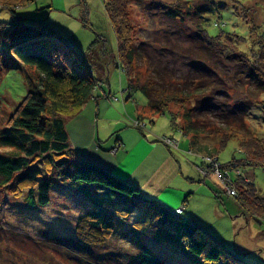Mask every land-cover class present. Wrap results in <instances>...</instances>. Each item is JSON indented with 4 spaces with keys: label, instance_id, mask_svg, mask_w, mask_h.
<instances>
[{
    "label": "rangeland",
    "instance_id": "obj_1",
    "mask_svg": "<svg viewBox=\"0 0 264 264\" xmlns=\"http://www.w3.org/2000/svg\"><path fill=\"white\" fill-rule=\"evenodd\" d=\"M105 1L108 3L111 0ZM210 1L214 7L205 14L206 17L199 18V21L192 17L182 21L169 17L167 11L176 8L185 17L189 4L197 5L206 0H125L131 36L136 41L148 44L170 41L187 47L197 43L192 38L196 35L194 30L203 25L210 36L217 35L222 41L225 40V34H228L236 49L250 57L260 49L264 51V0ZM103 2L36 0L15 8V14L25 26L46 23L60 36L77 40L79 47L76 48L83 54L90 73L100 80L101 89H97L94 96L83 104L79 111L71 109L61 112L76 154L79 158L98 163L128 180L130 159H127L129 165L126 168L114 166L107 151L114 156L117 151L116 142L135 144V131L138 132V128L148 138L154 141L160 139L158 142L167 150L182 157L188 172L187 178L179 176L184 193L190 192L187 202L184 201V206L189 204L188 209L185 212L183 207L184 215L180 217L185 216L191 224L198 226L243 263L264 264V218L258 221L242 212L237 201L239 197L228 195L229 188L216 171V159L208 158L205 151L197 148L199 145L217 147L216 157L220 163L231 159L239 160L243 157L239 149L240 137L234 136L225 146L218 148L219 135L207 131L200 134L196 142L191 144L190 134H184L171 125V113L176 112L178 115L180 106L170 105L164 112L155 114L146 110L144 96L140 92L127 89V77L118 67L116 37ZM11 18L7 8L0 9V53L7 54L9 51L10 43L6 31L13 28L9 24ZM147 48L155 53L153 58L156 62L158 51H154V46ZM166 56L162 55L165 61ZM168 57V61H172V55ZM175 61L178 65L176 72L184 71L186 65L183 59L178 56ZM225 68L221 67L219 71ZM25 70L27 66L14 61L0 76V127L7 119L5 110L12 112L27 93ZM28 71L35 77L32 70ZM221 77L218 88L230 83V80L225 81L223 73ZM232 84L234 85V81ZM239 90L236 92L239 93ZM137 114L139 122L145 123L144 126L141 125L144 128L133 125ZM262 118L260 107L253 106L245 118L253 133L264 134ZM210 121H207L208 124ZM179 123L183 124L178 117L175 124L180 125ZM163 135L174 137L179 141V147L172 143V140H163ZM121 147L120 143L119 148ZM189 147L193 151H189ZM196 150L202 156L195 153ZM135 152L142 151L134 150L132 154ZM65 156L68 159L71 157L69 154ZM72 163L69 159L62 168L60 165L54 168L49 165V159H46L38 164L42 177L51 183L49 202L44 206H30L26 203L28 185H20L14 191L9 185L0 186V264H136L135 255L140 250L137 241L144 242L159 257L161 264H196L179 247L156 243L147 233H140L143 230L138 226L136 228L138 220L145 217L154 222L152 210H148L149 204L146 203L140 206L141 210L137 209L139 211L135 207L128 208L125 209L126 214L115 218V228L110 233L101 234H104L101 244H79L81 242L74 236L78 217L92 206L95 198L102 200L104 196L79 188V184L74 182L71 175ZM240 168L244 172V180L249 178L257 191L263 193L264 166ZM61 175L64 177L60 178ZM159 198L164 201V197ZM115 201L116 199H111L110 203ZM168 206L171 207L170 204ZM148 212L150 216L145 215ZM134 228L140 230L138 235L134 234Z\"/></svg>",
    "mask_w": 264,
    "mask_h": 264
},
{
    "label": "trees",
    "instance_id": "obj_2",
    "mask_svg": "<svg viewBox=\"0 0 264 264\" xmlns=\"http://www.w3.org/2000/svg\"><path fill=\"white\" fill-rule=\"evenodd\" d=\"M34 1L0 0V9L9 10L12 16L9 24L13 27L6 31L9 51L7 54L0 53V76L9 69L11 62H19L27 66L24 75L28 86L27 93L13 111L5 110L7 119L0 127V186L9 185L14 191L20 185H28L26 203L44 206L49 202L51 183L42 177L38 164L49 159V165L54 168L60 165L62 168L71 159V175L79 188L104 196L102 200L95 198L92 206L78 217L74 236L81 242L79 244H101L104 235L101 234L110 233L115 228V218L126 214L125 209L135 207L137 210L146 203L149 204L148 210H152L154 222L142 217L136 222V228L138 226L143 230L140 233H147L154 242L179 247L196 264H245L198 226L191 224L185 216L180 217L184 215V201L187 202L190 192L183 194L182 205L170 208L159 199L147 197L137 186L102 165L78 157L61 112L71 109L79 111L94 96V92L101 89V83L90 73L83 54L72 39L60 36L46 23L25 26L15 14L17 6ZM105 2L103 6L116 37L118 67L127 77V89L140 92L146 100L145 109L154 114L164 112L170 105L180 106L178 115L171 113V125L184 134H190L191 144L207 131L219 135L218 148L225 146L230 138L239 136V149L243 153L239 160L220 163L216 157L217 147L199 145L197 148L205 151L208 158L216 159V171L228 186V195L239 197L236 200L242 212L258 221L263 219L264 192L259 193L249 178L244 180L240 166H264V134L253 133L245 120L250 109L259 106L264 123V51L260 49L250 57L236 49L228 34L222 41L217 35L210 36L203 25L194 30L196 35L192 38L197 43L187 47L170 41L149 44L136 41L131 36L125 0ZM213 7V3L206 0L197 5L189 4L186 18L176 8L167 13L177 20L192 17L199 21ZM148 46H154V51H158L156 62L153 58L155 53L150 52ZM170 54L172 61H168ZM162 55H167L166 61ZM178 56L186 65L185 72L180 71V67V72H176L178 65L175 60ZM221 67H226L223 72L219 71ZM29 69L35 73V77ZM222 73L225 81L230 80V83L218 88ZM240 88H244L243 91ZM178 117L182 125L175 124ZM138 119L137 114L133 125L144 128L145 123ZM209 120L210 124L207 122ZM163 137V140H172L179 147L180 143L174 137ZM120 143L122 146V141ZM120 143H115L117 148ZM188 149L193 151L190 147ZM198 152L196 150L195 153L201 155ZM66 154L71 157L68 159ZM111 199L116 201L110 203ZM145 215L151 214L148 212ZM140 230L134 228V234L138 235ZM137 242L140 250L135 255L136 264H161L159 257L144 242Z\"/></svg>",
    "mask_w": 264,
    "mask_h": 264
},
{
    "label": "crops",
    "instance_id": "obj_3",
    "mask_svg": "<svg viewBox=\"0 0 264 264\" xmlns=\"http://www.w3.org/2000/svg\"><path fill=\"white\" fill-rule=\"evenodd\" d=\"M74 43L75 46L78 45V41L75 39ZM135 136V144L127 145L122 142V147L117 148L114 156L107 151L110 161H113L114 166L126 168L129 165L127 159H130L131 165L127 179L133 185L137 186L147 197L159 200H161L159 197H164V201H161L165 205L168 206L170 204V208L179 207L183 204V193L185 191L179 176L180 178L188 177L182 157L178 153L173 154L161 142L154 141L139 131H135ZM71 145L74 146L72 139ZM79 145L77 147H80ZM134 150L142 152L132 154ZM175 181H177L176 185ZM172 204L175 206H172ZM188 205L187 203L184 206L185 212L188 209Z\"/></svg>",
    "mask_w": 264,
    "mask_h": 264
}]
</instances>
